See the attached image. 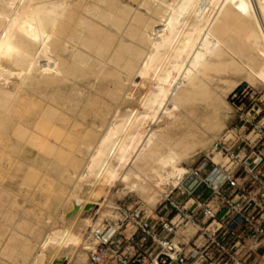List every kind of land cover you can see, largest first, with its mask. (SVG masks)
Segmentation results:
<instances>
[{"label": "bare ground", "instance_id": "6f19581e", "mask_svg": "<svg viewBox=\"0 0 264 264\" xmlns=\"http://www.w3.org/2000/svg\"><path fill=\"white\" fill-rule=\"evenodd\" d=\"M229 72L264 85V0H0V264L88 260L119 184L155 210L221 130ZM42 172L71 184L40 183L58 211L44 229L10 223V180L35 187Z\"/></svg>", "mask_w": 264, "mask_h": 264}, {"label": "built area", "instance_id": "2783aa9c", "mask_svg": "<svg viewBox=\"0 0 264 264\" xmlns=\"http://www.w3.org/2000/svg\"><path fill=\"white\" fill-rule=\"evenodd\" d=\"M251 112L240 115L233 137L223 134L212 145L211 154L218 153L226 164L200 157L180 185L164 196L162 208L150 224L132 214L129 235L119 231L123 224H116L117 230L106 236L107 226L113 224L107 220L104 228L92 231L87 249L90 263L260 264L257 252L264 240V123H255L256 115ZM188 228L196 232L184 241ZM142 236L150 240L147 248L140 242Z\"/></svg>", "mask_w": 264, "mask_h": 264}, {"label": "rangeland", "instance_id": "374dc122", "mask_svg": "<svg viewBox=\"0 0 264 264\" xmlns=\"http://www.w3.org/2000/svg\"><path fill=\"white\" fill-rule=\"evenodd\" d=\"M223 75L226 77V80L224 82L219 83L220 87L223 90V94L225 95V102H226V107H224V109L222 111L223 113H221L222 117L224 116L222 118L224 121L223 126L219 132H217L215 134L211 133L210 135L212 138L208 139L207 142H205L203 144H197L194 147L192 153L189 155V157L187 159L183 160V162H181L180 166H182L186 169H191V167L194 165L195 162H197V160L200 157H210L216 163H219V164L223 163L224 161L214 159L216 157V155L214 154V156H213L211 154L212 145L215 142V140H218L223 134H227L228 137H233V135H234L233 133L236 132V130L238 129V127L240 125V115L246 113L247 110H252V112H251L252 116L256 115L255 120H254L255 123H258L260 121H261V123H264V85H262L258 82H249L247 79L242 77L243 76L242 73L233 74V73L229 72V73H224ZM228 86H229V89L227 88ZM234 94H236V97L232 100V97ZM238 108H240L241 110H238ZM209 113H210L209 109L205 110V109L201 108L200 119L198 121L200 126L203 127V124L206 122L207 117L210 115ZM24 167H26V166H22V170H24ZM41 169H43V168H41ZM38 175H39V179L42 180L44 177L43 175H45V177L47 178L48 174L42 172V173H38ZM41 176H42V178H41ZM19 178L18 177H15L13 179L10 178L11 179L10 181H13V183L15 184V191H18V192H16L17 194L11 193V195L10 194L8 195V197L10 196L9 200L12 199L11 200L12 203H14V202L17 203V204L11 203L13 205V207L12 206L10 207L11 211H7L8 213L9 212L12 213L11 217H10V219H11L10 223L13 222L14 224H16L18 226L21 224V222L23 220L27 219V221H30V222L32 221L34 223L40 222L39 226L43 227V229H44L45 222H46L45 219L53 217L52 215H54L58 211V209H57L58 206H53L52 203H50V202H52V200H54L53 198H55V196H54L55 194L47 191L44 188V186L42 187L40 185L41 184L46 185L45 187H47L48 184L46 182H49V181L53 182L54 186L56 183L59 184V186H60V184L61 185L63 184L64 186H66V187L63 186L64 187L63 190L65 192H67L69 190V188L71 187V184H70V182H68L69 184L66 185L67 182H65V181H63V182H65V183H63V182H59L60 180L58 181L57 179H56L57 181L54 179H49V178H52V177H49V178H47L49 180H44V181L40 180L41 182H39V184L37 186H35L36 187L35 188V187H28L27 185L24 184V180H22L20 182L21 177H19ZM46 178H44V179H46ZM5 181H9V180L6 179ZM19 182L23 183L24 185L20 184ZM39 186L42 187V190L44 188V190L42 191ZM54 186H53V188H54ZM163 186H162L163 191L165 190L164 194H162L163 197L162 196H160L161 198L159 196H158L159 198L157 197L158 202L156 204V209L151 210L150 207L147 206L146 202L140 197V195L137 194V192H131L130 190H127V188L124 189V187H125L124 185H122V186H121V184L117 185L116 188L112 189L113 190L112 192H113L114 202L117 204V206L120 207V214L117 217V219H115V220L110 219V221H112L113 224L114 223L118 224V225L123 224L120 227L119 231L125 235H129L133 229L132 225L130 223V220H129V216L132 214L137 215L139 218L142 219V221L147 219L146 223L150 224L152 222V220L154 219L155 213L158 212L160 210V208H162L161 203L163 202L164 196L166 194H169L173 189H175L177 187V186L173 187L172 184H170V183L169 184L166 183ZM56 187H58V186L56 185L54 189H56ZM28 190H29V192H28ZM64 191H63L64 195H62V197L65 196ZM32 192H33V194H32ZM18 193L19 194L21 193L20 195L24 194L25 198L29 197L30 200L32 198H34L35 196L36 197L38 196V198L40 200L39 199L36 200V203L39 205H37L36 208H34V206H32L31 203L30 204L25 203L27 201L23 200L24 197L22 198V196L21 197L18 196L19 195ZM41 193H43V194H41ZM174 194H175V192L173 193V195ZM14 195H17V196H14ZM44 196H46V197H44ZM48 197L52 198V199H49ZM43 198H44V200H43ZM13 199H15L14 202H13ZM34 199H32V200H34ZM45 200L46 201L49 200V201L45 202ZM43 204H44V206H42ZM49 204H51V205H49ZM29 206L33 207L34 210ZM7 207L9 209V206H6V208ZM6 208H5V210H6ZM55 209H57L56 212H54ZM97 209H98V207L97 208L95 207V209L94 210L92 209L89 213V215H91L92 221H95L97 219V216H98L96 214ZM3 213H4V211H3ZM33 214H34V216H36L35 218H34ZM3 215H1L0 219L2 217H4ZM23 215L25 217H23ZM28 217H29V219H31V218L32 219L28 220ZM33 219L36 221H34ZM27 221H25L26 224L29 223ZM32 222L29 223L28 225H31ZM87 230L89 231L90 228H87ZM87 230L84 231V233L88 232ZM195 232H196L195 229L188 228L187 233H185L184 241L191 239L194 236ZM22 233H23V235H25V234L28 235L27 231L25 232V230H23ZM7 234H8V232H7ZM21 235L22 234H20V236ZM23 235H22V237H18L19 241L24 240L25 236L23 237ZM140 242L141 243L145 242V246H146L145 248H147V246H150V240L147 239L146 237H143V236L140 237ZM253 245H254V247L258 246L257 243H254ZM82 252H84L86 254L87 250H82ZM257 254L259 256L260 264H264V240L259 243V251L257 252ZM68 263H69L68 258L64 257L60 264H68ZM85 263L88 264L87 257H86V261L79 262V264H85Z\"/></svg>", "mask_w": 264, "mask_h": 264}, {"label": "crops", "instance_id": "0c3cea01", "mask_svg": "<svg viewBox=\"0 0 264 264\" xmlns=\"http://www.w3.org/2000/svg\"><path fill=\"white\" fill-rule=\"evenodd\" d=\"M207 195H208V192L205 191V192H204V196H207Z\"/></svg>", "mask_w": 264, "mask_h": 264}]
</instances>
